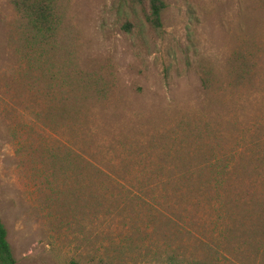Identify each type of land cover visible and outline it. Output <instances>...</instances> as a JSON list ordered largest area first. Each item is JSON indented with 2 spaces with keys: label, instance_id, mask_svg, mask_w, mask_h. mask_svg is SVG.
Segmentation results:
<instances>
[{
  "label": "rangeland",
  "instance_id": "obj_1",
  "mask_svg": "<svg viewBox=\"0 0 264 264\" xmlns=\"http://www.w3.org/2000/svg\"><path fill=\"white\" fill-rule=\"evenodd\" d=\"M0 0V221L15 264H264V0ZM48 39V40H47Z\"/></svg>",
  "mask_w": 264,
  "mask_h": 264
},
{
  "label": "trees",
  "instance_id": "obj_2",
  "mask_svg": "<svg viewBox=\"0 0 264 264\" xmlns=\"http://www.w3.org/2000/svg\"><path fill=\"white\" fill-rule=\"evenodd\" d=\"M143 5L144 18L151 28H160V16L164 10L161 0H134ZM13 5L25 21L27 29L39 38H50L57 31L60 13L50 0H14ZM48 40V39H47ZM0 264H15L9 245L6 241V231L0 221ZM74 264V263H70Z\"/></svg>",
  "mask_w": 264,
  "mask_h": 264
}]
</instances>
